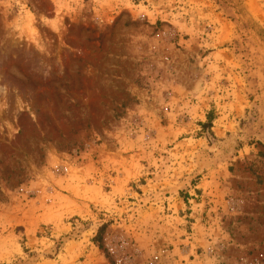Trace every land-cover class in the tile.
I'll return each instance as SVG.
<instances>
[{"label": "rangeland", "instance_id": "374dc122", "mask_svg": "<svg viewBox=\"0 0 264 264\" xmlns=\"http://www.w3.org/2000/svg\"><path fill=\"white\" fill-rule=\"evenodd\" d=\"M0 264H264V0H0Z\"/></svg>", "mask_w": 264, "mask_h": 264}]
</instances>
